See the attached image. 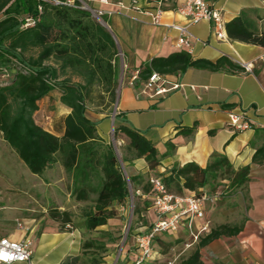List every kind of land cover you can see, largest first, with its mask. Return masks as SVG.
<instances>
[{
	"label": "crops",
	"instance_id": "0c3cea01",
	"mask_svg": "<svg viewBox=\"0 0 264 264\" xmlns=\"http://www.w3.org/2000/svg\"><path fill=\"white\" fill-rule=\"evenodd\" d=\"M83 1L91 11L106 18L108 30L126 58L121 67L124 83L119 88L116 115H121L127 121L126 126L154 144L161 161L153 171L144 159L127 163L131 176L162 181L176 167L196 164L206 169L214 160L227 158L233 166L232 182L243 181L242 185L229 184L215 189L217 185L213 183L193 193L183 189L186 197L216 191L227 194L208 205L204 220L196 224L197 228L209 226V233L203 234L200 241L220 226L238 229L236 235L223 236L200 248L201 264H264V153L258 162L254 161L257 151L264 147V47L229 37L228 41H220L213 33V23L203 21L189 27L194 37L192 53L181 50L177 47L179 33L168 26H189L188 20L177 13L185 0H169L165 4L160 26L154 25L144 13L154 10L147 0H138L142 12L130 9L133 0ZM206 1L212 9L221 12L226 24L243 16L252 30L264 32V0ZM121 4L129 9L123 10ZM182 51L193 60L212 63L228 58L236 68L189 69L181 76L169 77L181 86L180 90L154 98L143 94L144 87L129 84V75L142 65ZM240 60L252 64L253 71L246 72L237 64ZM230 114L245 115L250 128L242 132L233 130L229 126ZM91 119L99 122L98 133L109 144V125L115 122L113 117L101 114ZM182 185L183 181L180 187ZM224 187L228 191L223 190ZM143 217L149 219L146 214ZM25 223L27 230L16 229L6 236L14 241L26 238L32 241L33 264H63L77 257L75 252L80 246L77 230L67 227L63 232L60 224L47 213ZM153 223L138 228L136 233H146ZM136 236H132V246L120 258V264H132L137 259ZM190 241L192 246L200 242L192 238ZM154 252L153 260L158 254Z\"/></svg>",
	"mask_w": 264,
	"mask_h": 264
},
{
	"label": "trees",
	"instance_id": "16d2710c",
	"mask_svg": "<svg viewBox=\"0 0 264 264\" xmlns=\"http://www.w3.org/2000/svg\"><path fill=\"white\" fill-rule=\"evenodd\" d=\"M16 2H21V7L13 10ZM0 16V75L5 71L11 74L6 82H0V133L33 175L42 176L61 162L73 175V196L77 201L87 202L90 193H96L94 206L84 214L85 227L89 231L104 227L116 218L115 206L127 203L131 184L135 188L142 185L138 197L153 193L145 177H126L122 164L144 159L153 171L161 162L154 144L126 126L127 121L117 114L115 136L124 137L127 154L131 156L121 160L113 146L99 135V122L87 114L90 105L112 107L117 103L121 78L118 44L108 28L84 9L79 0H0ZM26 19L35 23L25 26ZM227 34L231 40L264 47V32L252 30L243 16L227 24ZM33 52L35 56L29 55ZM193 68L219 71L236 67L228 58L212 63L193 60L182 51L154 58L138 68L135 88L144 87L153 74L175 77ZM57 90L65 114L52 118L45 112V122L39 123L40 104L53 99ZM262 153L264 147L255 154V162ZM224 172L233 173V166L221 157L206 169L196 164L176 167L162 182L169 194L186 197L183 189L197 192L216 183ZM95 178L97 189L92 188ZM242 183L234 181L231 185ZM141 212L137 207L134 215L140 217ZM49 216L62 230L73 224L69 212L51 209ZM237 233L238 229L227 225L212 230L182 264H201L200 248ZM79 262L80 258L75 257L63 264Z\"/></svg>",
	"mask_w": 264,
	"mask_h": 264
},
{
	"label": "rangeland",
	"instance_id": "374dc122",
	"mask_svg": "<svg viewBox=\"0 0 264 264\" xmlns=\"http://www.w3.org/2000/svg\"><path fill=\"white\" fill-rule=\"evenodd\" d=\"M79 1L84 9L88 7L87 2ZM20 5L21 2H16L12 9L15 10L21 7ZM96 15L94 18L98 21L99 18L102 19L103 17L99 14ZM33 54L36 55L35 52L29 55ZM124 62L126 63V58L120 57L121 67ZM10 75L7 71L3 72L0 75V82H6ZM123 83L124 77L122 81L120 78V85ZM53 96V99L44 100L40 104L42 113L37 118L39 123L45 122V112L52 118L65 114V109L59 103V91L57 90ZM115 111L118 112L117 103L112 107L90 105L87 114L90 118L101 114L109 115L112 118ZM117 125L116 121L109 125L108 142L116 150L121 160L127 156L131 158L127 154V143L124 137L122 135L115 136ZM122 165L125 168L126 177L127 175L132 177L129 165L127 163ZM232 178L233 173L224 172L220 174V178L215 183L217 185L215 189L221 186H229ZM148 181V177H145V182ZM92 188H98V179H93ZM136 189L142 194V185L135 188L131 184L130 197L127 203L124 206H115L117 211L115 219L110 220L104 227L89 231L85 227L84 214L94 206V201L98 195L90 193L87 202L77 201L73 196L75 190L73 175L65 170L61 162L48 169L42 176L33 175L0 133V238H9L6 235L16 229L27 230L26 220L30 218L40 219L46 213L49 214L51 209H58L61 212H69L73 221L71 227L78 231L77 234L79 233L77 239L80 246L79 250L75 252L80 258L78 264H120V258L124 256L126 249L132 246V236L143 233L141 231L136 233L137 229L153 223V214L155 217L151 198L149 196L138 197L139 193H135ZM223 190L228 191V188L224 187ZM223 197H227V194L224 193ZM146 200L151 202L146 205L144 203ZM137 207L142 211L140 217L134 215ZM144 214L149 216V219L143 217ZM193 222H195L196 227L198 220ZM65 231L63 230V232ZM159 239L154 243L156 247L154 251L158 252L156 259L147 261V264H182L198 247V244L188 247L192 241H190L191 236L187 223L180 225L177 233L163 234ZM89 243L94 245L88 247L86 244Z\"/></svg>",
	"mask_w": 264,
	"mask_h": 264
},
{
	"label": "built area",
	"instance_id": "2783aa9c",
	"mask_svg": "<svg viewBox=\"0 0 264 264\" xmlns=\"http://www.w3.org/2000/svg\"><path fill=\"white\" fill-rule=\"evenodd\" d=\"M169 0H147L153 5V11L144 12L148 15L152 23L156 26L162 25V17L165 14V4ZM56 4H59L55 1ZM72 4V1H68ZM124 9H129L124 5H120ZM130 9L142 12L138 0H133ZM41 10V8H40ZM177 13L183 16L189 22V26L173 25L168 26L179 33L177 47L181 50H186L189 54L192 53V41L194 39L189 27L200 24L203 21L213 23V33L220 41H228L227 24L221 12L212 9L206 0H185V3L177 9ZM33 19H27L25 26L33 25ZM123 58V54H119ZM246 72H252V64L238 61ZM139 80V71H133L128 82L134 86ZM181 86L171 81L168 76H160L153 74L149 81L145 84L143 94L150 97L165 96L172 92L178 91ZM229 126L237 131L242 132L250 128L249 122L245 115H229ZM150 183L153 188V193L149 196L153 202L155 212V222L146 233H140L135 238V251L137 259L132 264H144L147 261L154 259V243L163 234L170 235L177 233L180 225L188 224L190 236L194 242H199L203 234L209 233L207 224L200 228L195 227L194 220H204L207 211V206L216 203L223 199L224 193L216 191L213 193H203L187 197H180L169 194L165 185L160 179H151ZM139 193V191L137 192ZM140 194V193H139ZM192 245H188L191 247ZM32 242L26 238L22 241H14L10 238H0V264H18L27 263L33 264Z\"/></svg>",
	"mask_w": 264,
	"mask_h": 264
},
{
	"label": "water",
	"instance_id": "95a60500",
	"mask_svg": "<svg viewBox=\"0 0 264 264\" xmlns=\"http://www.w3.org/2000/svg\"><path fill=\"white\" fill-rule=\"evenodd\" d=\"M86 10L90 11L93 15L97 16L96 13H94L93 11H91L88 7L85 8ZM99 22L105 26L106 28H108L107 24L101 19L99 18ZM115 117H116V111H115V115L113 117V122L115 121Z\"/></svg>",
	"mask_w": 264,
	"mask_h": 264
}]
</instances>
